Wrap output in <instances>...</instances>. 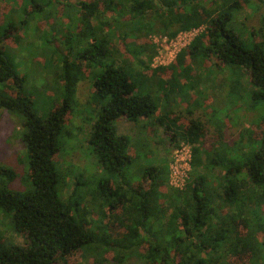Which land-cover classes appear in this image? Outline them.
<instances>
[{
    "label": "trees",
    "instance_id": "trees-1",
    "mask_svg": "<svg viewBox=\"0 0 264 264\" xmlns=\"http://www.w3.org/2000/svg\"><path fill=\"white\" fill-rule=\"evenodd\" d=\"M203 1L81 0L76 13L56 15L66 22L59 33L50 26L51 32L42 28L40 21L50 14L35 0H23L18 9H0V109L21 118L30 181L26 191L13 188L16 172L0 163V212L10 216L11 228L23 239L7 242L0 234V264H71L84 251L92 253L95 264H103L110 252L118 263L135 257L142 264H264V239L257 235L264 220V133L255 137L245 127L231 144L205 146V122L192 117V110L188 117L172 109L160 111L150 94L138 91L117 46L121 43L136 56L133 67L143 76L157 54L145 36L158 31L173 38L203 26L170 65L152 69L153 74L166 68L172 75L176 70L185 73L187 57L211 60L216 68L235 69L238 82L247 81L243 93H237L238 103L244 104L250 95L264 106V45L254 41L246 47L231 25L232 19L238 25L237 14L245 2L234 0L219 8L205 7ZM258 1L264 7V0ZM34 15L39 17L31 29ZM35 36L43 46H52L43 50L51 64L46 71L52 73L46 86L54 83L60 96L45 118L23 92L25 76L16 73L17 49L29 39L32 52ZM85 72H92L91 85L102 103L88 142L102 170L114 176L113 181L101 180L91 194L103 207L95 230L86 219L88 207L72 200L77 180L62 200L64 181L56 162L63 134L66 141L73 138L63 129ZM168 83L163 88L169 87V99L181 86ZM197 83L190 87L201 94ZM217 103L212 102V108L220 115L223 107ZM120 118L141 120L143 125L150 121L162 128L170 144L189 145L190 171L182 187L168 185V164L163 168L150 152L154 164L143 167L136 181L126 176L135 157L130 136L115 129Z\"/></svg>",
    "mask_w": 264,
    "mask_h": 264
},
{
    "label": "rangeland",
    "instance_id": "rangeland-1",
    "mask_svg": "<svg viewBox=\"0 0 264 264\" xmlns=\"http://www.w3.org/2000/svg\"><path fill=\"white\" fill-rule=\"evenodd\" d=\"M22 1L2 0L0 2L1 12L11 7L18 9ZM80 1L35 0L36 3L44 6L42 9L43 13L50 14L48 19L40 21L43 24L42 28L51 32L50 27H52L55 28L56 33H59L63 29L62 25L66 28V22L60 16L55 19L56 15L62 14L63 11L64 14L76 13L78 10L77 4ZM232 1L234 0H204L203 2L205 7L209 5L213 6L214 4L219 8H223ZM239 1L245 3L237 14L236 22L238 25L233 24V19L231 25L239 34L246 47L250 46L254 41L262 42L264 45V7L262 3L258 0ZM38 17L39 15H34L32 18L31 29H34ZM201 27L199 32L194 33L195 35L203 30L204 27ZM249 29L256 30L258 34H261H251ZM192 33L177 34L175 37L169 38L156 31L145 36L144 40L153 43L157 50L151 68L158 69L170 65L177 53L189 44L194 35ZM32 40L34 45L37 46L34 47L35 49L32 52L29 46L31 44L29 39H27L28 42L24 41L22 43L23 49H17L18 56L16 60L18 62L16 63L18 65L16 73L19 76H25L22 87L23 92L30 97L33 110L39 116L45 118L51 107L59 101L60 97L57 86L54 83H51L49 87L46 86V83L52 80V73L46 71L50 68L51 64L49 58L44 57L43 50L45 53V49L47 48V52L52 49V46L50 44L43 46L41 39L37 38V36L32 37ZM117 46L123 52V55H121L123 68L132 76L131 78L135 80V83L138 84V91L150 94L160 111L172 109L188 117L189 114L187 112L192 110V117L205 122L206 133L203 140L205 146L208 147L219 142L231 144L233 140L237 139L241 129L245 127L250 128L254 132L255 137L264 133V121L259 120L264 118V106L260 102H253L250 95L246 98L244 104L238 103L236 100L237 93H243V88L246 86L247 81L245 82L244 79H240L238 82L240 75L231 66L223 65L216 68L211 60L200 59L199 61V59L191 60L187 57L184 64L187 68L185 73L179 74V70H176L172 75L171 70L166 68L154 71L156 72L155 75L151 69L146 71L143 76H139L137 75V70L133 67V61L136 59L134 57L136 56L123 48L121 43L117 42ZM91 81L92 72H85L77 82L75 101L72 105L69 120L63 129V131L69 132L73 138L66 141L67 136L63 134V141L56 155V162L58 171L64 181L61 191L59 189L62 194L61 198L67 197L75 189L77 180L79 182L78 189L72 200L79 201L80 206L88 207L86 219L89 222L90 228L95 230L101 221L103 207L93 199L91 194L97 189V184L101 180L108 179L113 181L114 176H110L102 170L88 142L92 123L102 104L95 97ZM165 83L180 85L181 92L176 93L178 92L176 91L172 95L170 94L168 99V95L165 92L169 87L163 88ZM196 83L197 90H203L201 94L200 92L196 93L190 87ZM212 102H218L219 107H223L220 115L213 110ZM143 123L141 120L131 122L124 118H120L114 123L117 132L130 136L132 141L130 149L135 159L132 170L127 172L126 176L129 174L134 181L138 180L140 178V170L143 167L154 164L151 157L147 156L151 153L152 157H156L157 161H162L163 168L168 164V185L179 184L181 178L178 174L173 175V170H170V164L174 161L175 150L181 144L178 146L170 144L169 138L162 132L160 126H155L150 121L144 125ZM20 124L21 118L19 115L0 109V163L9 165L16 172L11 186L20 191H26L30 187V181L27 176L28 155L26 146L22 141ZM228 146L226 144L223 151H226ZM185 179L186 177L183 178V183L187 180ZM63 198L62 200H64ZM5 215L0 212V234H2V237L7 242L22 243V237L14 232L10 226V216ZM258 227L257 235L262 240L264 239V220ZM104 260L103 264H142L135 257L127 258L118 263L113 260L111 252L105 255ZM95 263L96 261L92 253L85 251L71 262V264Z\"/></svg>",
    "mask_w": 264,
    "mask_h": 264
},
{
    "label": "built area",
    "instance_id": "built-area-1",
    "mask_svg": "<svg viewBox=\"0 0 264 264\" xmlns=\"http://www.w3.org/2000/svg\"><path fill=\"white\" fill-rule=\"evenodd\" d=\"M202 27H197V28H192L188 31H183L179 32L178 34H183V33H197L201 30ZM195 34L193 35V37ZM192 37V38H193ZM191 38V39H192ZM170 170H173V175L178 174L179 177L181 178V182L179 184L171 185L173 187L180 188L185 184V181L183 183V178L186 177V179L189 176V171H190V147L187 144L181 143L179 148L175 150L174 153V161L172 164H170ZM185 179V180H186Z\"/></svg>",
    "mask_w": 264,
    "mask_h": 264
}]
</instances>
